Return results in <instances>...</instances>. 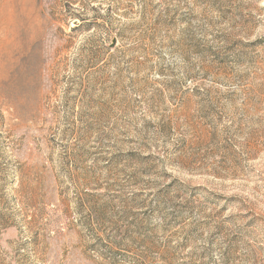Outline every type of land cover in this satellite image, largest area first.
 Here are the masks:
<instances>
[{
    "label": "rangeland",
    "instance_id": "obj_1",
    "mask_svg": "<svg viewBox=\"0 0 264 264\" xmlns=\"http://www.w3.org/2000/svg\"><path fill=\"white\" fill-rule=\"evenodd\" d=\"M0 264H264V0H0Z\"/></svg>",
    "mask_w": 264,
    "mask_h": 264
}]
</instances>
